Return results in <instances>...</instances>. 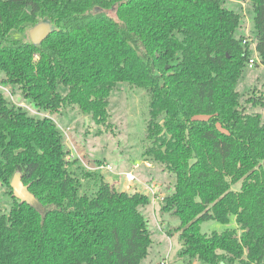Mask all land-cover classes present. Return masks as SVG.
I'll return each instance as SVG.
<instances>
[{"label":"trees","instance_id":"obj_1","mask_svg":"<svg viewBox=\"0 0 264 264\" xmlns=\"http://www.w3.org/2000/svg\"><path fill=\"white\" fill-rule=\"evenodd\" d=\"M242 1L252 5L249 35L227 0H0V85L19 86L35 105L0 88V186L11 197L0 208V264H141L149 255L150 196L85 170L50 115L77 107L87 131L91 121L107 126L121 83L148 100L142 151L153 166L135 174L147 184L174 177L158 202L161 215L180 219L176 258L264 264V91L238 88L248 67L264 66V0ZM47 18L56 26L48 38L26 39ZM17 171L31 203L14 195ZM232 217L237 228L201 230Z\"/></svg>","mask_w":264,"mask_h":264},{"label":"rangeland","instance_id":"obj_2","mask_svg":"<svg viewBox=\"0 0 264 264\" xmlns=\"http://www.w3.org/2000/svg\"><path fill=\"white\" fill-rule=\"evenodd\" d=\"M232 9L243 11L245 14L243 26L239 30V34L245 33L249 35V24L252 17V5L250 1L243 2L242 0H227L225 3ZM26 39H31L30 35L26 34ZM256 85L264 91V66H256L254 69L246 70L244 77L238 83V88L241 93L251 92V89ZM0 88L7 93L12 100L20 99L22 103L29 104L32 107L35 105L25 99L19 86L0 85ZM15 90L14 96H11V91ZM258 90V88H257ZM18 101V100H17ZM111 116L109 124L98 125L92 122L89 130V122L86 115L80 113L77 107H69L62 113L50 112V115L58 119V123L64 134L68 136L67 143L71 147L73 157H78L79 162L85 170L92 167V170H98L105 180L118 190H127L129 192L141 191L148 193L150 190L146 181L140 178L139 173L135 174L137 179L135 182H128L126 173L133 170V166L137 163L145 164L142 139L145 131V115L148 107V100L142 90L133 89L125 83H121L117 90L111 96ZM76 146V148H75ZM83 156V158H81ZM87 161L88 165L84 162ZM97 160L103 161L99 169ZM151 166H153L151 164ZM97 168V169H95ZM146 171V168L144 169ZM136 172V170H135ZM137 173V172H136ZM148 174V173H147ZM84 180V184L87 183ZM174 177L169 174H159L153 181V184L158 187L160 194H164L161 184L169 186L173 183ZM86 186V184H85ZM239 187V186H238ZM95 189V187H94ZM94 189H91L93 191ZM159 194V193H158ZM11 197L6 193L5 187L0 186V208L7 210L10 208ZM156 211L150 207V230L154 242L150 248L149 255L141 262V264H160L164 259H168L170 264H183L180 259L176 258V252L181 247L178 232L174 226L180 224V219L170 217L169 214L161 215L159 211V202L155 203ZM169 224L175 232L173 236L161 226ZM226 227L237 228L238 223L235 217H232L230 222L221 223L218 220L211 219L201 224L202 232L208 233L216 230L222 232ZM198 264V263H195Z\"/></svg>","mask_w":264,"mask_h":264},{"label":"water","instance_id":"obj_3","mask_svg":"<svg viewBox=\"0 0 264 264\" xmlns=\"http://www.w3.org/2000/svg\"><path fill=\"white\" fill-rule=\"evenodd\" d=\"M55 29V24L50 18H47L32 25L28 30V34L30 35L32 42L37 45L41 44L46 38H48L50 33ZM86 119L87 121L89 120L88 116ZM11 187L14 190L15 197L19 198L20 201L31 203L34 199V195L30 191L29 186L23 181L21 172L17 171L12 179Z\"/></svg>","mask_w":264,"mask_h":264},{"label":"built area","instance_id":"obj_4","mask_svg":"<svg viewBox=\"0 0 264 264\" xmlns=\"http://www.w3.org/2000/svg\"><path fill=\"white\" fill-rule=\"evenodd\" d=\"M250 67L254 66L255 60L252 58L250 61ZM14 103L20 104L19 101H17L16 99L13 100ZM147 166H151V163L149 161H145ZM140 166V163H137L136 165L133 166V170L129 171L126 173V179L128 182H135L137 177L135 175V170ZM145 185H147L149 187V191H148V195L150 196L151 202H153V204L157 203V200L163 198L164 194H160L158 187H156V185L152 184H147L145 183ZM159 193V194H158ZM162 264H170L168 259H164L162 261Z\"/></svg>","mask_w":264,"mask_h":264},{"label":"crops","instance_id":"obj_5","mask_svg":"<svg viewBox=\"0 0 264 264\" xmlns=\"http://www.w3.org/2000/svg\"><path fill=\"white\" fill-rule=\"evenodd\" d=\"M105 161H106V160H105ZM100 167H103V166L101 165V166H99V167H97V168L99 169ZM97 168H95V169H97Z\"/></svg>","mask_w":264,"mask_h":264}]
</instances>
